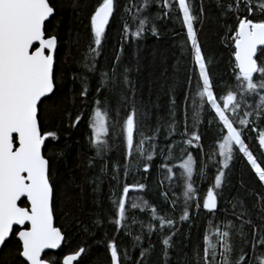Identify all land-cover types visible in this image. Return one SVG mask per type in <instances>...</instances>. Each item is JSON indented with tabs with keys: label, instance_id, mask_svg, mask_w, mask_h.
I'll list each match as a JSON object with an SVG mask.
<instances>
[{
	"label": "snow or ice",
	"instance_id": "6c2138e0",
	"mask_svg": "<svg viewBox=\"0 0 264 264\" xmlns=\"http://www.w3.org/2000/svg\"><path fill=\"white\" fill-rule=\"evenodd\" d=\"M155 2L156 0H143L142 3L137 4L136 0H132L125 9L132 23L129 24L127 21L124 23L122 40L129 36L138 40L148 31H151L153 36L159 37L154 19L144 15ZM176 3L182 15V25L186 29V43H190L191 46L192 72L196 77V96L199 100L197 103L196 98H192L195 106L193 121L199 124L202 113L207 110L209 113H214L212 119L208 121L209 125L215 124L219 128L218 145L214 146L207 161L200 165L199 172L204 176L210 162L218 165L214 183L202 198V208L215 216L219 211L218 200L223 195L225 169L229 168L237 150L251 166L259 182L264 184V166H262L264 128L260 127V124L264 123V19L254 21L249 18L255 13L264 16V0H228L226 4L223 0H216L223 16L235 15L237 18L236 25L229 28L227 33L229 46L233 49V78L225 83L220 94L217 93L212 79L213 59L206 55L195 27L198 21L203 22L205 14L203 3L198 17L194 15L193 5L189 0H161L159 7L166 11L159 18L169 16L170 10ZM115 7V0H101L90 14L91 42L81 62L88 72L99 71L97 98L93 101L95 106L89 117V143L95 152L89 167L94 166L97 159L104 162L101 176L106 174L108 167L106 157L112 151L113 143L118 139L122 138L126 150L125 175L132 166V160L128 159L130 157L146 161L143 171L148 173L156 149L153 142L155 137H145L142 131L147 123L150 109L154 105L151 99L144 100L135 82L130 79L129 73L132 69L125 66L121 71L123 42L120 52L114 53L115 60L111 70L99 68L97 58L103 54L106 26L114 15ZM132 9H135L134 13ZM54 14L55 8L50 0H0V247H7L14 238L19 264H82V256L86 253V248L79 246L64 254L62 259L53 261L42 257L46 249H59L62 244H69L71 248L66 232L62 227H56L53 221L56 200L70 199L71 190L75 185L73 178L61 179L54 169L53 160L46 158L42 153V146L47 137L55 139L56 133L42 134L41 105L45 100H50L56 95L61 87L58 81L63 79V74L58 72L56 67L58 36L49 34L46 27V22ZM150 23L151 28L148 27ZM133 24L135 31L131 30ZM139 70L140 65L137 62L136 71ZM73 79H77L75 74ZM192 79V76L188 77L189 89ZM168 92L173 109V123L170 127L174 133L176 97L172 87H169ZM88 95V88L85 85L80 96L87 98ZM102 95L103 100L100 99ZM188 99V94H185L186 105ZM80 120L81 117L77 116L72 126L75 127ZM246 132L257 133L256 142L261 150L260 157L254 155L246 143ZM137 133L142 137L139 142L135 140ZM183 135L188 137L183 141L186 146L202 148L201 134L199 131L189 133L187 119ZM171 149L172 146H169V156L165 157V163L161 167L166 170L165 179L169 181V189L174 182L182 189L184 210L179 218V223L182 224L191 219L190 206L193 201L197 214L201 207L193 178L196 161L190 152H186L187 158L178 165L182 174L177 176L174 166H169L168 163L173 158ZM55 155L63 157L66 153L61 149ZM114 169L116 174L112 178L117 179L120 165H115ZM99 179V177L93 178L92 181L97 185V189ZM145 189V184L125 183L122 194L113 201L116 211L110 223L115 224L117 231L124 229L126 235L132 236L133 247L140 246L145 227L149 236L156 231L151 222L147 226L141 222L142 230L139 234L133 235L127 230L126 213L129 205L132 209L140 207L130 199L131 193ZM169 189H165L161 195L165 202L171 203L174 211L177 201L169 200ZM22 197L26 198L25 206L18 204ZM144 206L145 209L148 208L147 201H144ZM235 208L234 204L233 209ZM233 214L238 220H242L236 230L243 237L244 224H250L251 221L243 220L246 214L244 212L234 211ZM151 217L152 220H159L165 264H171L169 249L173 247L172 239L179 230L177 221L167 214L158 215L156 208H151ZM209 226L211 228L212 221H209ZM235 228V223L229 221L224 225L223 231L219 227H216L214 232L206 230L202 255L199 246L193 252L195 264H233L231 236L232 229ZM166 229L167 235L164 234ZM151 249V244L147 249L141 248L140 256L133 264H146L147 254ZM252 249L255 264H264V229L260 231L259 239L253 236ZM107 251L110 253L111 264H129L132 261L127 250L121 254L114 239L107 243ZM242 262L248 264L243 250L235 264Z\"/></svg>",
	"mask_w": 264,
	"mask_h": 264
},
{
	"label": "trees",
	"instance_id": "16d2710c",
	"mask_svg": "<svg viewBox=\"0 0 264 264\" xmlns=\"http://www.w3.org/2000/svg\"><path fill=\"white\" fill-rule=\"evenodd\" d=\"M99 2L101 0H50L55 8V14L46 22V27L49 34L58 36L56 67L58 72L63 74V79L58 81L61 87L56 95L50 100H45L41 105L42 134L56 133L55 139L47 137L42 153L46 158L53 160L54 169L61 179L73 178L75 185L70 193L71 198H58L54 208V225L62 227L66 232L71 248L69 244H62L57 251L45 252L43 258L53 261L62 259L63 255L70 250L83 246L86 248V253L82 256V264H110L111 258L107 251V243L114 239L121 254L127 250L132 257L129 264H133L135 259L139 258L141 248L147 249L149 244L152 245V249L147 254L146 264H165L159 220H152L151 217V208H156L158 215L167 214L177 221L179 230L172 239L173 247L169 249L171 264H195L193 252L199 246L202 255L203 237L206 230L214 232L216 227H219L223 231L225 230L224 225L229 221L236 225V228L232 229L231 236L233 264L241 255V250L248 264H255L252 244L253 236L259 239L260 231L264 229V184L259 182L251 166L242 154L238 153V150L229 168L225 169L223 195L218 200L219 211L213 216L202 208V198L214 183L218 165L210 162L209 167L205 169L204 176L199 174L200 165L207 161L214 146L218 145L219 128L215 124L209 125L208 121L212 119L214 113H209L207 110L202 113L199 124L194 123L192 118L195 110L192 98L195 97L197 103L199 98L196 96V77L192 72L191 46L190 43H186V29L182 25L178 3L174 4L167 17L159 18L166 11L159 7L161 0H156L144 13L154 19L159 37L153 36L151 31H148L138 40L130 36L122 40L124 23L126 21L129 24L132 23L125 11L132 0H115L114 15L106 26L104 51L97 58L99 68L100 70H111L115 60L114 53L120 52L123 42L121 71L125 66L132 69L129 73L130 79L135 82L144 100L151 99L154 105L150 109L147 123L142 131L145 137H155L153 142L156 149L148 173L143 171L146 161L130 157L128 159L132 160V166L125 175L124 165L127 161L122 138L113 143L112 151L106 157L108 167L105 175L101 176V167L104 162L99 159L96 160L94 166L89 167L90 160L95 156L89 143V117L95 106L93 101L97 98L99 71L88 72L81 62L91 42L89 16ZM142 2L143 0H136L137 4ZM189 2L193 5L194 15L198 17L202 3L205 8L203 22L198 21L195 27L206 55L213 59L211 74L215 89L220 94L225 83L233 78V49L229 46L230 40H227V33L229 28L236 25L237 18L235 15L223 16L216 0H189ZM223 2L226 4L228 0H223ZM132 11L134 13L135 9ZM249 18L255 21L264 19V16L255 13ZM151 26L150 23L148 27L151 28ZM131 30L135 31L134 24ZM137 62L140 65L139 72L136 71ZM74 74L77 76L75 80L73 79ZM189 76L193 77L191 89L188 85ZM85 85L89 92L87 98L80 96ZM169 87L173 88L176 97L174 133L170 127L173 123V109L170 104ZM185 94L189 96L187 105ZM105 95L110 94L105 93ZM100 99L103 100L104 96H100ZM77 116H80L81 120L73 127L72 124ZM186 119L189 133L199 131L201 134L202 148L188 147L183 143L188 138L183 135ZM260 127L264 128V123H261ZM256 136L255 132H246L245 141L254 155L260 157L261 150L256 142ZM141 139L140 133H137L136 142ZM145 146L147 147V142ZM169 146H172L173 158L168 163L169 166H174L177 176L182 174L178 165L187 158L186 152H190L196 161L193 178L201 207L197 214L195 201H193L190 206L191 219L182 224L179 223L184 210L182 189L175 182L169 189V181L165 179L166 170L161 167L165 163V157L169 156ZM61 149L66 155L58 157L55 154ZM216 151L218 152V147ZM216 159H219L218 155ZM115 165H120L117 179L112 178L116 174ZM97 177L100 178L97 181L98 189L97 185L92 182L93 178ZM161 182H163L162 185ZM125 183L146 185L145 190L131 193L130 199L140 207L132 209L129 205L126 213L127 230L133 235L139 234L142 230L141 222L145 226L151 222L156 229L151 236L148 235L147 227L143 229V239L139 247H133L132 236L126 235L124 229L117 231L115 224L110 223L116 211L113 201L122 194ZM165 189H169V200L177 201L174 211L171 203L165 202L161 195ZM144 201L148 202L147 209H145ZM19 204L25 206L26 201L22 199ZM234 204L235 209H233ZM234 211L246 213L243 220L251 221L250 224H244L243 237L236 230L240 227L242 220L237 219L233 214ZM98 221L101 223H97ZM209 221H212L211 228ZM164 234H168L167 229ZM212 239L215 242L214 236ZM217 260L219 261V257ZM0 264H19L14 238L7 247L0 249Z\"/></svg>",
	"mask_w": 264,
	"mask_h": 264
},
{
	"label": "water",
	"instance_id": "95a60500",
	"mask_svg": "<svg viewBox=\"0 0 264 264\" xmlns=\"http://www.w3.org/2000/svg\"><path fill=\"white\" fill-rule=\"evenodd\" d=\"M43 146H44V145H43ZM43 146H42V150H43ZM22 199H24V200L26 201V198H23V197H22L21 200H22ZM19 202H20V201H18V204H19ZM20 206H21V205H20ZM53 222H54V221H53ZM14 227H17V228H18L19 226H14ZM1 248H2V247H0V249H1ZM57 250H58V249H46V250L44 251V253L47 252V251H52V252H54V251H57ZM44 253H42V257H43V254H44ZM110 264H111V263H110Z\"/></svg>",
	"mask_w": 264,
	"mask_h": 264
},
{
	"label": "flooded vegetation",
	"instance_id": "af4514ba",
	"mask_svg": "<svg viewBox=\"0 0 264 264\" xmlns=\"http://www.w3.org/2000/svg\"><path fill=\"white\" fill-rule=\"evenodd\" d=\"M111 263V262H110Z\"/></svg>",
	"mask_w": 264,
	"mask_h": 264
}]
</instances>
